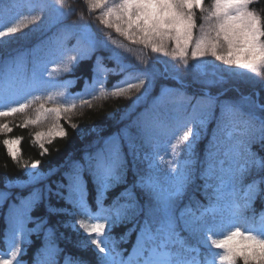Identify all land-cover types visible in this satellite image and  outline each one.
Masks as SVG:
<instances>
[{
  "label": "trees",
  "instance_id": "16d2710c",
  "mask_svg": "<svg viewBox=\"0 0 264 264\" xmlns=\"http://www.w3.org/2000/svg\"><path fill=\"white\" fill-rule=\"evenodd\" d=\"M13 1L18 7L4 9L0 24V192L35 201L21 219L8 201L0 204V264H136L140 258H129L135 237L147 223L155 227L157 216L135 184V150L199 120L205 129L194 148L196 172L173 207L176 264H264V238L245 229L264 227V62L241 75L215 64L201 72L170 38L145 46L106 25L95 0H59L63 10L55 0ZM212 2L205 0L206 11ZM252 7L264 28V0ZM82 27L91 31L85 47ZM45 43L53 44L49 53ZM17 58L24 77L33 73L21 98L4 89ZM164 86L179 97L166 110L155 108L156 126L145 116L156 113ZM227 106L249 122L237 136L261 164L221 195L201 172ZM110 136L118 157L102 174L96 157ZM233 199L242 203L237 212L209 213Z\"/></svg>",
  "mask_w": 264,
  "mask_h": 264
},
{
  "label": "rangeland",
  "instance_id": "374dc122",
  "mask_svg": "<svg viewBox=\"0 0 264 264\" xmlns=\"http://www.w3.org/2000/svg\"><path fill=\"white\" fill-rule=\"evenodd\" d=\"M55 1L56 8L63 10L61 1ZM255 1L213 0L211 9L206 11L205 0H95L103 22L112 25L120 34L141 40L145 46H157L163 38H170L178 55L189 56L201 72L207 64H215L239 75L256 71L264 62V28L259 13L252 7ZM11 6L15 8L17 2H0V24L4 9L10 12ZM79 33L80 40L84 42L80 46L85 47L90 43L91 31L82 27ZM53 44L43 45L46 53ZM22 59L17 58L15 64L8 66L4 81V89L17 98H21L33 81V73L24 77L22 65L18 68L17 62ZM204 75L210 78V75ZM178 93V90L164 86L153 102V109L161 107L166 110L170 102L178 99ZM205 93L208 94V91ZM155 110L156 113L152 110L145 117L160 126L158 116L161 112ZM223 111L224 121L210 134L211 143L201 172L207 184L215 181L217 188H223L221 195L232 193V187L239 183L245 172L261 164V160L253 157L249 146L237 136L246 133L249 122L232 106L223 107ZM204 124L202 120L197 124L193 121L180 122L167 134L155 137L148 145H139L135 150L136 166L139 168L135 184L147 203L155 207L157 216L155 227L147 223L136 235L129 253L131 260L141 258L136 264H176L174 246L179 244V232L173 223V207L184 195L196 172L194 148L205 129ZM116 142V136L107 138L96 157L95 166L102 174L118 157ZM76 180V188L80 189V178L77 176ZM5 201L10 203L9 213L21 219L35 201V196L24 195L14 201L0 192V204ZM223 201L212 206L209 213L237 212L242 204L236 199ZM239 219L243 224L244 218ZM245 229L264 238L263 226L258 231L251 227Z\"/></svg>",
  "mask_w": 264,
  "mask_h": 264
},
{
  "label": "bare ground",
  "instance_id": "6f19581e",
  "mask_svg": "<svg viewBox=\"0 0 264 264\" xmlns=\"http://www.w3.org/2000/svg\"><path fill=\"white\" fill-rule=\"evenodd\" d=\"M205 91H207V90H205ZM135 247H136V245L134 244V247H133V249H132L133 251L135 250Z\"/></svg>",
  "mask_w": 264,
  "mask_h": 264
}]
</instances>
